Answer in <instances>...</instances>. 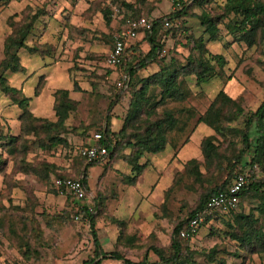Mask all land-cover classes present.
I'll return each mask as SVG.
<instances>
[{"label": "rangeland", "instance_id": "1", "mask_svg": "<svg viewBox=\"0 0 264 264\" xmlns=\"http://www.w3.org/2000/svg\"><path fill=\"white\" fill-rule=\"evenodd\" d=\"M120 1L133 0L0 1V59L2 41L10 32L9 26L30 22L31 28L25 44L41 45L40 47L45 51L44 56L48 57L49 65H54L59 70L62 68L70 83L74 82L79 89L73 94L76 108L65 121L68 130L60 136L64 138V144L42 148L37 145L34 136L23 135L16 143L0 147L1 158L5 161V166L0 172V264H86V259L91 255L88 223L86 219L82 220L69 209L70 197L53 186V179L58 175L76 178L84 161L77 154L78 148L93 142V134L100 130L104 122L108 102L114 98L120 87L117 84L120 82L119 76L125 74V69L135 63L148 49L143 35L139 34L140 37L130 41L125 49L122 67L111 69L105 66L104 56L111 46V38L124 26V20L136 16L165 17L173 11V1L190 3V0H143L146 3H137L134 9L128 11L120 6ZM224 1L205 0L202 7L191 6L186 10V14L177 20L180 27L176 29L173 24L175 31H172V34L165 33L164 29L157 32L156 40L162 43L163 50L154 61L158 68L161 66V59L164 62L170 58L177 60L178 63L185 62L190 52L185 35L201 36L205 41L207 40L208 34L203 31L198 20L189 15L200 14L202 9L210 15L219 14ZM182 28L186 29V33L180 32ZM217 28V40L206 42V48L211 53L223 55L226 64L222 73L198 86L194 84L192 76L187 77L185 83L191 95L181 102L167 101L155 109L156 113L164 109L172 110L179 119L167 134L173 147L179 145L193 130L198 115L205 110L219 90L235 99L243 109L242 116L231 122L230 126L240 127L241 119L248 112L253 111L263 99L264 43L257 47L246 48L243 43L232 41L222 23L218 24ZM18 57L19 63L20 61L25 63L24 58L27 56L23 48L18 51ZM31 58L35 59L36 56ZM21 73H24V70ZM9 74L5 72L3 76L11 86L8 80ZM57 75L58 78L63 77L60 71ZM138 75H141V72H137V77ZM37 83L40 84L41 89L44 83L43 77L40 76ZM57 84L60 87L64 86L61 85L64 84L63 78H59ZM151 88H148L147 95L154 100L155 92ZM22 91L24 95L27 94L24 93V89ZM128 98L127 91H121L115 104L109 108L112 130L124 117ZM33 100L34 98H30L29 101ZM28 109L30 111L29 104ZM19 114L20 110L0 92L1 136H19ZM206 133H211L214 143L221 144L222 140L206 126L198 125L191 132L189 140L183 145L175 161L166 165L162 161L157 163L155 170L160 172V175L158 182L153 186H148L153 179L150 173L146 172L135 185L133 184L134 186H119L117 180H114L116 182L112 183L114 188L109 190L101 181L106 179L109 168L113 170L116 167L118 170H113L116 174L112 175L123 180L122 174L119 173V162L107 165L104 158L87 168L86 181L89 188H86V195L80 203L90 206L94 196L109 195L110 192L103 188L117 194L123 192L121 195L124 197L119 205L121 216L125 218L130 215L126 233L134 235L137 239L135 245L118 246V251L124 257L138 261L148 245L167 247L171 226L193 205L197 193L185 192L182 189L173 192L171 195L174 198L168 202L171 218L157 219L154 216L157 213L155 204L161 200L160 189L167 186L172 176L182 170L181 157L191 158L197 153L201 160L198 142ZM2 139L1 137L0 144L4 142ZM22 145H25L24 152L21 151ZM223 146L225 147L226 144ZM235 148L236 150L241 148L237 140ZM169 151V148L165 149L164 155ZM243 158L248 161L249 155ZM21 163L29 165L32 171L21 172L19 168ZM231 163L233 159L230 163L223 161L222 167L212 173L207 186L220 184L227 177ZM237 169L239 167L234 168ZM241 173L245 174L247 180L261 179L264 178V166L262 169L257 165L245 164L241 167ZM263 189L264 187L261 191ZM257 203L256 198L243 196L238 203L237 213H246ZM114 211L111 213L117 214ZM253 213L257 212L253 210ZM112 214L106 208V212L100 216L103 222L108 224L107 215L113 216ZM30 219L40 230L41 235L39 234L38 239L29 230ZM226 220L230 219L216 217L215 224L209 226L208 236L200 237L198 232L188 241L189 248L196 251L195 260L199 264H210L205 260L204 253L212 245L218 248L217 253H224L228 248L232 251L233 246L231 242L226 241L223 233L227 229ZM205 229L208 232V228ZM73 237L77 239V245L74 249H69L73 244ZM146 256L148 260L156 259L150 251ZM111 263L121 264L119 261L114 262L113 259Z\"/></svg>", "mask_w": 264, "mask_h": 264}, {"label": "trees", "instance_id": "2", "mask_svg": "<svg viewBox=\"0 0 264 264\" xmlns=\"http://www.w3.org/2000/svg\"><path fill=\"white\" fill-rule=\"evenodd\" d=\"M145 1H120V6L129 11L134 9L137 3H146ZM176 2H180V8L173 10L165 17L141 16L151 22L150 29L143 31V38L148 45V49L135 63L125 69L126 79L124 81L121 82V75L119 76L120 82L117 84L120 87L114 98L108 102L104 122L98 131L101 133V138L95 142L96 145L105 147L106 154L103 159H106L107 164L111 160L118 159L128 166V174H125L123 179L129 185L134 184L137 177L149 165L148 156L156 155L164 150L167 144L165 134L176 123L177 118L174 111L164 109L160 113H156V107L167 100L177 102L186 100L191 95V91L185 83L187 77L192 76L194 84L198 86L207 83L222 73L226 64L223 55L211 53L206 48V42L217 40V25L222 23L226 34L232 38V41L243 43L246 48L257 47L264 43V2L261 0H225L219 14L210 15L202 9L200 14L189 15L198 20L199 25L208 34V37L205 41L201 36L185 35L190 52L184 63H178L173 58L168 59L166 62L161 59V66L156 72L145 77H137L139 70L143 69L148 63L155 61L159 54L163 52L162 43L156 40L157 32L160 29H164L165 33L174 32L173 24L176 29L180 27L177 20L186 14V10L191 6L202 7L205 0H190L189 4L187 1H173V4ZM137 17L140 16L127 18ZM164 19L168 20V26L166 27L163 25ZM9 27L10 32L2 41L0 92L20 110L18 116L20 133L17 137L0 135V138L2 137V140H4L0 147L3 148L16 143L19 137L23 135L34 136L37 145L42 148L62 145L65 140L60 136L68 130L65 121L69 114L75 110L76 101L69 98L67 90L56 89L52 93V111L55 119L51 121L32 115L28 109L30 98L25 96L20 88L10 86L3 73L23 72L24 69L19 63L17 54L19 49L23 48L29 54L39 56H44L45 51L40 47L41 45L29 46L25 44V39L31 28L30 22L23 25L14 24ZM180 32L184 34L186 29L182 28ZM125 49L124 47L123 57ZM123 57L119 64L110 66L106 64L104 56V64L111 69L122 67ZM75 85L73 82L74 89L79 90L78 86ZM150 87L158 89L154 101L147 95ZM123 90H126L129 95L127 109L121 119L120 127L114 131L111 129L109 108L115 104L119 93ZM39 91L40 84L37 83L33 90V96H37ZM242 114L243 109L239 103L222 90H219L205 110L198 115L196 123H202L208 127L213 134L222 140L221 144L214 143L212 135L202 137L198 146L201 160L194 157L186 159L182 162V170L172 176L170 183L162 191V199L157 205L155 218H171L172 213L168 208V202L174 198L171 194L177 190L196 192V199L189 210L171 226L167 247L148 245L138 261H132L124 257L117 249L119 245L131 246L135 245L137 241L134 235L126 233L128 220L112 218V216L107 215L108 220L114 223L117 232L111 251H103L97 239L93 222L95 218L106 212L104 199L110 194L94 196L90 206H86L80 203L84 197L76 200L65 190L56 188L61 192L64 191L70 197L69 209L76 216L79 215L82 220L86 219L90 228L92 251L85 261L86 264H99L104 257L119 261L121 264H199L195 260L196 251L189 248L188 245L191 238L184 239L180 237L179 231L186 226L188 220L195 213L203 209L205 201L210 195L223 190L229 184L234 173H241L242 166L245 164L249 166L257 165L262 169L264 166V96L258 106L241 119L240 127L230 126V123L238 120ZM236 140L241 145L239 150L235 148ZM223 144H226V146L224 147ZM25 145H22V152H24ZM1 148L0 172L5 166V161L1 158ZM245 155H249L248 161L244 160L243 156ZM80 158L84 161L76 178L63 175H58V177L78 179L86 190L87 168L101 159L86 161L84 158ZM231 159H233V163L229 166L227 177L220 184L208 187L207 183H209L212 173L222 167L223 161L230 163ZM236 167H239V169L234 170ZM19 168L21 172L32 171L31 167L24 165V163H21ZM184 181L187 182L184 183ZM263 187L264 178L247 180V183L238 192V203L243 196L253 197L258 201L254 208L246 213L233 214V211H229L227 213L206 215L199 225L205 224L208 216L216 215L229 218L230 220L225 221L229 231L225 230L223 233L227 238L226 241L231 242L233 246L232 253L229 254L240 258V264H244L251 255L264 250V189L261 191ZM57 190L56 192H59ZM253 210L257 213L254 214ZM29 224L30 232L38 239L39 234L41 235L39 228L32 219H30ZM217 249V247L212 246L204 253L207 262L211 263L215 260ZM148 251L156 257L155 262H150L147 259L146 254Z\"/></svg>", "mask_w": 264, "mask_h": 264}, {"label": "crops", "instance_id": "3", "mask_svg": "<svg viewBox=\"0 0 264 264\" xmlns=\"http://www.w3.org/2000/svg\"><path fill=\"white\" fill-rule=\"evenodd\" d=\"M123 27L121 28V30L123 29ZM121 30H119L118 33H120ZM139 34L143 35V32H139L135 38L140 37ZM134 39H132V40H134ZM129 44H130V41L125 44V48H127L129 46ZM17 54H18V52H17ZM24 54H25V56H27L26 58H24L25 59V63H21V61H20V64H21V66L24 69V73H21V72L20 73H10L9 76H8V80H10V84H11L12 87L21 88L22 90L24 89V93H27V94H25V96H27V97H29L31 99L34 98V100L32 102L29 101V108H30V111L33 113L34 116L41 117V118H46L48 120L53 121L55 119L53 111H52V100H53L52 99V93H53V91L56 90V89H65V90L68 91L69 98L76 101V99H75V97L73 95V94H76V90L73 87V82L70 83V81L68 80L66 72L62 68H60V70H59L58 67L55 68L54 65H49V61H48V57L47 56H42L41 57V56H39L37 54H29L26 50H24ZM32 56H36V58L35 59L31 58ZM157 70H158V66L153 61V62L148 63L143 69L139 70L138 73L141 72V75H138V76L140 78L141 77H145V76H147L149 74H152V73L156 72ZM59 71L63 74V77L59 76V78H63V80H64V84H61V85H64L62 87H60L57 84V81L59 79L57 74L59 73ZM40 76L43 77V79H44L43 86L40 89L39 94L37 96H33V90H34V88H35V86L37 84L38 78ZM65 80H66V83H65ZM151 89L154 90L155 97H157L158 89L156 87H152ZM154 100H152V101H154ZM167 101H171V100H167ZM167 101H165L164 103H166ZM178 121H179V119H176V123L175 124H177ZM120 125H121V121H118V124L116 125L117 127L114 129V131L118 130ZM198 125L205 126L202 123H196L195 127L193 128V130ZM172 128H170L165 134L166 135V139H167V144H166L164 150L162 152L156 154V155H149L148 156V158L150 160V163L146 167V169L137 177L136 181L134 182V185L136 184L138 179L141 177V175L143 176L146 172H149L151 177H152V179H153V181H150L151 184H149L148 186H153L154 183L156 184L158 182V179H159L158 177L160 175V172H156V170H155V166L157 165V163L162 161L166 165L168 162L170 164L172 161H175L176 160L175 159L176 156L178 155V153L182 149L183 145H185V143L189 140L190 134L193 131V130L190 131L189 134L187 135V137L184 138L179 143V145L173 147L172 144H171L172 141L170 142V140L168 138V135H167L168 132ZM209 135H211V133L210 134L206 133V135H204V136H209ZM199 141H200V139H199ZM167 148H169L170 151H169V153H166L164 155L165 149H167ZM194 155H195L194 158L199 159V155L197 153L194 154ZM185 158L181 157L180 159H183V160H180V162L185 161L184 160ZM186 159H188V158H186ZM115 161H117V162H115ZM118 162L120 164L119 173L122 174V176H124L125 174H128V170H129L128 166H126L120 160H118V159L111 160L110 162H108V164L113 165V163L116 164ZM113 170H118V169L116 167ZM113 170L111 168H109V170L107 171L108 173L106 174V179L101 181V183L105 184V187L107 189L111 190L112 188H114V184L112 185V183H116L114 180H117L119 186H134L133 184L132 185L127 184L124 181V179L123 180L122 179H117V177H115V175H112L114 173ZM114 174H116V173H114ZM122 181H124V182H122ZM87 185L88 184H87V181H86V188L88 187ZM165 188H166V186H164V187H162L160 189L161 195H162V191ZM103 189L105 191H107V192H110L109 193L110 196H108L107 199L104 200V206L107 208V210L110 212V214H112L111 212L114 211V210H115L114 212L117 213V214H114V215L112 214L114 216V217L113 216L112 217L113 218H118V219H123V220H128L130 215H127L125 218H123L121 216V209L119 207V205H120V203H121V201H122V199L124 197V195H121V193H123V192H120L121 190L119 189L120 193L117 194L116 192L106 190L105 188H103ZM60 196H61V193H60ZM161 199H162V197H161ZM160 202H161V200L159 201V203ZM158 204H155V205H158ZM237 209H238V205H237L236 210L233 211V214L237 213ZM98 217L100 218L99 220H97L96 218L94 219L93 228L96 231L95 233H96L97 239H98V241H99V243L101 245V248L103 249V251L108 252L110 250V248L113 246V243L115 241V237H116V234H117L116 233V227H115L114 223H112L110 221H108V224L104 223L103 219L101 218V216H98ZM216 217H218V216H216V215L215 216H208V219H207L206 223L202 224L201 226L198 227V229H197L196 233L194 234V236L198 232H199L200 237L208 236L210 234L209 233V228H210L209 226H211L213 223L215 224V218ZM204 228H208V232L206 231V229L204 230ZM226 230L229 231L228 228ZM220 235L222 236L223 234L221 233ZM73 239H74L73 244L71 246L69 245L70 246L69 249H74V247H76V245H77V239L74 238V237H73ZM226 240H227V238H226ZM214 244H216V243H214ZM229 253H232V251L229 248L224 253L223 252L217 253L216 254V260H214V262H211L210 264H240V258L235 257V256H233V255H231ZM149 261L150 262H155L156 259L151 258V259H149ZM114 262H116V260H114ZM99 264H112V263H111V259L110 258L104 257L103 259H101ZM244 264H264V250L259 252L258 254L251 255L250 258H248V260H246V262Z\"/></svg>", "mask_w": 264, "mask_h": 264}, {"label": "built area", "instance_id": "4", "mask_svg": "<svg viewBox=\"0 0 264 264\" xmlns=\"http://www.w3.org/2000/svg\"><path fill=\"white\" fill-rule=\"evenodd\" d=\"M180 6V2H176L172 5V10L179 9ZM163 25L168 26L167 19H164ZM150 27V20L144 17L126 18L123 29L118 35H113L111 46L105 53L106 64L110 66L119 64L122 61L125 44L134 39L139 32L147 31ZM125 79L126 75H121V82ZM99 138H101V133H94L93 142L79 147L77 154L86 161L103 159L106 154L105 147L95 144ZM246 183L245 174L234 173L229 184L223 190L216 191L206 199L203 209L188 220L186 226L179 231V236L184 239L192 238L206 215L236 210L238 192ZM53 186L65 190L76 200L86 195V190L78 179L56 177L53 179Z\"/></svg>", "mask_w": 264, "mask_h": 264}]
</instances>
